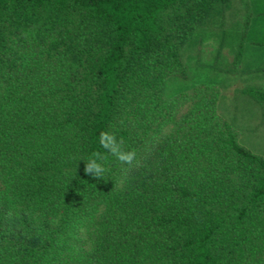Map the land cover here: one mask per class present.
<instances>
[{
  "label": "trees",
  "instance_id": "obj_1",
  "mask_svg": "<svg viewBox=\"0 0 264 264\" xmlns=\"http://www.w3.org/2000/svg\"><path fill=\"white\" fill-rule=\"evenodd\" d=\"M251 1L0 0V264H264V157L218 83L166 92Z\"/></svg>",
  "mask_w": 264,
  "mask_h": 264
},
{
  "label": "rangeland",
  "instance_id": "obj_2",
  "mask_svg": "<svg viewBox=\"0 0 264 264\" xmlns=\"http://www.w3.org/2000/svg\"><path fill=\"white\" fill-rule=\"evenodd\" d=\"M237 15L240 17V11ZM241 27L239 20L233 19V23L224 29L223 33H227V44L231 42V33L236 39V33L240 34ZM236 40L238 47L240 40ZM199 41L196 38L193 46L183 51L186 75L169 79L166 92L172 94L189 91L197 83H218L221 90L219 113L232 126L235 138L242 146L264 157V96L256 89L237 86L243 77L240 70V64L243 63L237 62L229 70L226 58H211L210 48L204 55L198 54L199 47L203 45ZM211 44L212 49L216 50L218 42L212 40Z\"/></svg>",
  "mask_w": 264,
  "mask_h": 264
},
{
  "label": "crops",
  "instance_id": "obj_3",
  "mask_svg": "<svg viewBox=\"0 0 264 264\" xmlns=\"http://www.w3.org/2000/svg\"><path fill=\"white\" fill-rule=\"evenodd\" d=\"M261 3L259 1L248 2L245 8L239 6L240 17L237 15L238 12L234 17L228 16L229 24L233 23V19H238L242 25L238 47L237 44L233 47L227 45L224 55L229 63V70L232 68L230 66L237 62L243 63L240 64L243 77L237 85L243 89L264 90V45L262 43L264 41V15ZM247 32L250 34L246 40H242L243 34Z\"/></svg>",
  "mask_w": 264,
  "mask_h": 264
},
{
  "label": "clouds",
  "instance_id": "obj_4",
  "mask_svg": "<svg viewBox=\"0 0 264 264\" xmlns=\"http://www.w3.org/2000/svg\"><path fill=\"white\" fill-rule=\"evenodd\" d=\"M99 144L102 148L110 151L116 160L123 164H131L135 159L136 153L134 151H124L119 147L116 135L111 132H102L99 137ZM80 161L86 162L85 172L94 177H104L105 165L99 153H92L87 159Z\"/></svg>",
  "mask_w": 264,
  "mask_h": 264
}]
</instances>
